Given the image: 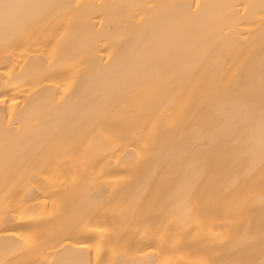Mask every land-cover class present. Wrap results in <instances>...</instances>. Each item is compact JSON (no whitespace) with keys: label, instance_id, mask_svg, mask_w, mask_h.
<instances>
[{"label":"bare ground","instance_id":"bare-ground-1","mask_svg":"<svg viewBox=\"0 0 264 264\" xmlns=\"http://www.w3.org/2000/svg\"><path fill=\"white\" fill-rule=\"evenodd\" d=\"M18 2L54 7L30 38L0 24V261L56 264L99 240L129 261H258L264 97L235 81H258L262 0ZM189 189L208 210L199 227L177 223Z\"/></svg>","mask_w":264,"mask_h":264},{"label":"snow or ice","instance_id":"snow-or-ice-1","mask_svg":"<svg viewBox=\"0 0 264 264\" xmlns=\"http://www.w3.org/2000/svg\"><path fill=\"white\" fill-rule=\"evenodd\" d=\"M51 7L54 6L39 3H21L18 0H0V24L3 25L6 31L12 30L19 37L30 38L34 29L45 19V10ZM162 7L170 10L169 15H175L179 9L184 7L191 8V5H165ZM196 7L198 9L211 10L228 6L196 5ZM260 8L264 11V0H262ZM195 15L199 17L200 13L198 12ZM231 15L237 14L232 13L225 19H230ZM261 19L264 21V17ZM5 46L7 47V42ZM235 83L237 87L242 88L246 92H254L258 87L261 96L264 97V61L261 63L258 81L255 72L250 71L245 76L242 70L237 74ZM7 99L8 97H3V100L0 102L6 103ZM183 99L184 97L181 96L182 101ZM13 104H16L14 98ZM25 111L28 113L27 118L34 121L36 126L45 122L46 111L42 103L36 102L31 106L30 110L25 109ZM21 115L23 116V114ZM238 118L246 123H251L254 119L252 113L247 111L239 113ZM19 122V120L16 121V123ZM9 125L10 127L5 129L6 136L12 127H14L11 119H9ZM259 128L261 133L262 156H264V111L261 112L259 118ZM5 164L7 166V159L5 160ZM207 214L208 210L200 203V196L196 190L189 189L185 194L183 215L178 218L177 223L185 227H192L193 225L199 227L203 217ZM23 218L24 216L21 214V219ZM12 235L19 236L20 240L26 244L29 243V240L22 233H13ZM262 240H264V236H262ZM66 251L70 254L66 258L58 260L56 264H153V261L147 259L143 261L126 260V253L121 249L118 241L99 240L95 244H78L75 247L66 249ZM150 251L155 253L156 248L150 246ZM234 251L238 252L239 247L235 248ZM143 255L147 256L148 254L143 253ZM0 264H8V262L0 261ZM20 264H23V262H20ZM200 264H216V262L211 259H205ZM225 264H264V247L261 248V258L258 261L254 259L234 258L226 261Z\"/></svg>","mask_w":264,"mask_h":264}]
</instances>
